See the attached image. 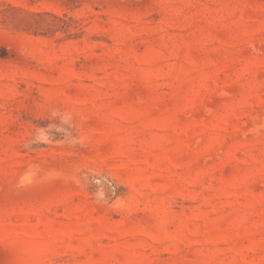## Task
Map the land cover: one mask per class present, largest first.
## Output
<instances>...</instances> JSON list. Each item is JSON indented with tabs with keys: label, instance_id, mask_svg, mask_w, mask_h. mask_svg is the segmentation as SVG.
Here are the masks:
<instances>
[{
	"label": "rangeland",
	"instance_id": "rangeland-1",
	"mask_svg": "<svg viewBox=\"0 0 264 264\" xmlns=\"http://www.w3.org/2000/svg\"><path fill=\"white\" fill-rule=\"evenodd\" d=\"M0 264H264V0H0Z\"/></svg>",
	"mask_w": 264,
	"mask_h": 264
}]
</instances>
